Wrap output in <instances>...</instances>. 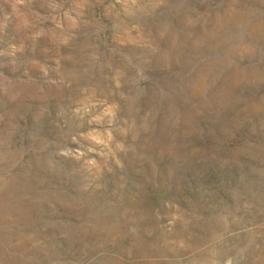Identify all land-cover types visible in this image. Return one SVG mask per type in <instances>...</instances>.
I'll return each instance as SVG.
<instances>
[{"label": "rangeland", "instance_id": "1", "mask_svg": "<svg viewBox=\"0 0 264 264\" xmlns=\"http://www.w3.org/2000/svg\"><path fill=\"white\" fill-rule=\"evenodd\" d=\"M0 264H264V0H0Z\"/></svg>", "mask_w": 264, "mask_h": 264}]
</instances>
